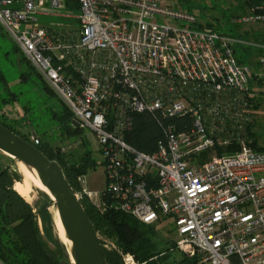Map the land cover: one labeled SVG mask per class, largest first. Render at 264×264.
<instances>
[{
    "label": "built area",
    "instance_id": "1",
    "mask_svg": "<svg viewBox=\"0 0 264 264\" xmlns=\"http://www.w3.org/2000/svg\"><path fill=\"white\" fill-rule=\"evenodd\" d=\"M65 1L0 0V25L97 141L105 186L80 175L77 195L147 225L169 219L171 250L195 264H264V151L248 132L264 50L256 68L234 51L264 42L199 27L176 0H77L79 29L41 23ZM237 21L264 24V0ZM137 114L161 130L152 152L128 140Z\"/></svg>",
    "mask_w": 264,
    "mask_h": 264
},
{
    "label": "rangeland",
    "instance_id": "2",
    "mask_svg": "<svg viewBox=\"0 0 264 264\" xmlns=\"http://www.w3.org/2000/svg\"><path fill=\"white\" fill-rule=\"evenodd\" d=\"M176 2L177 8L194 12L205 24H213L224 31L231 29V31L240 32L254 43H261L262 40L264 42V24L239 23L237 21V18L242 15L241 12L245 11L241 0H176ZM60 12L59 15H40L41 23L50 25L54 22L55 25L62 28L76 30L80 28L79 8H69L65 1V7ZM263 50L252 46L250 52H240L238 56L240 58L244 56L247 59V65L255 67L256 59L263 53ZM33 67L31 62L24 57L22 50L18 48L16 41L3 27L2 32L0 30V72L5 80L0 81V121L28 137L34 134L41 143L44 142L53 150L67 154L68 159L73 158V153L78 155L89 147L96 160L99 161L97 141L91 132L79 127L72 115L67 122L70 126L69 130L65 129L66 127L63 128L61 122L59 123L55 118L53 112L61 113L66 107L65 103ZM253 85L256 90H261L258 96L259 107L253 118L252 127L256 145L262 148L264 147V82L258 85L254 82ZM85 140L87 145L84 143ZM3 161L6 168L17 178L15 183L21 182V180L25 181L17 162L11 161L6 155L3 157ZM20 178L21 180H19ZM85 180L89 189L101 191L105 186L103 165L98 164L96 168L89 169ZM31 195L30 203L34 206L42 200L38 188L35 186L32 187ZM82 198L87 199L97 209L104 211L102 199L99 197L84 195ZM109 199H111L110 196ZM148 228L145 227V230L151 240L152 251H162L167 254V256H163L164 254L163 257L161 256V264H178L177 261L181 262L179 264H191L184 259L182 252L171 250V242H174L175 233L169 219H164ZM54 233L59 236L56 224ZM99 235L107 250H118L122 257L123 254L132 255L134 264H147V261L138 260L133 253L122 251L109 237L100 233ZM123 260L125 264V259L123 258Z\"/></svg>",
    "mask_w": 264,
    "mask_h": 264
},
{
    "label": "trees",
    "instance_id": "3",
    "mask_svg": "<svg viewBox=\"0 0 264 264\" xmlns=\"http://www.w3.org/2000/svg\"><path fill=\"white\" fill-rule=\"evenodd\" d=\"M66 2L69 8H79L77 0H66ZM241 2H243L245 8V11L241 13L244 14L247 12L251 0H241ZM198 26H209L221 33L233 36L242 37L244 35L240 32L231 31V29L230 31H224L213 26V24H205L201 21L198 23ZM2 28L0 25L1 32ZM251 50L252 46L242 44H237L234 48L235 55L242 64H247V59L243 55V58H240L238 54L240 52L248 53ZM256 67L257 63L255 62L254 68ZM2 80H5V77L0 72V81ZM262 83L263 81H260V84ZM65 106L61 113L55 111L53 115L59 123L61 122L60 124L63 125V128L66 127L65 129L69 130L70 126L67 122L71 118L72 112L66 104ZM258 107L257 99L253 102L254 116ZM135 118L136 130L128 140L143 151H154L157 146V141L162 137L159 126L149 114H137ZM1 123L28 141H31L26 134H21L13 127L3 122ZM252 124L253 120L249 124L248 132L250 138L253 139ZM31 142L50 158L56 159L61 163L67 178L76 191L80 189L77 178L80 175H86L89 169L96 168L98 165L93 151L89 147L85 149V152L78 155L73 153V158L68 159L67 154L53 150V148L44 142L38 144L33 141ZM84 143L87 145L86 140ZM252 146L255 149L264 151V147H257L255 138ZM4 156L5 154L0 153V171L4 169L3 173L0 174V257L6 264H61V260L70 262L66 246L60 240L59 236L54 233L55 222L52 212L48 208L38 210L39 203L35 206L32 205L14 188L15 179L17 178L6 168L3 161ZM38 191L41 198H49L42 190L38 189ZM102 198L107 204L111 201L107 195H103ZM81 201L98 232L112 239L122 251L133 253L138 260L147 261V264H161V256L163 254V256H167L162 251H152L151 240L147 236L145 227L148 228L153 225L144 224L134 216L110 207L109 205H107L104 211H101L87 201V199L84 200L82 198ZM173 245L174 243L171 242V248ZM104 250L109 264H124L123 257L118 250H107L106 248ZM184 259L188 260L191 264H195L186 257ZM177 262L178 264L181 263L179 261Z\"/></svg>",
    "mask_w": 264,
    "mask_h": 264
},
{
    "label": "water",
    "instance_id": "4",
    "mask_svg": "<svg viewBox=\"0 0 264 264\" xmlns=\"http://www.w3.org/2000/svg\"><path fill=\"white\" fill-rule=\"evenodd\" d=\"M0 153L13 162H22L34 170L39 177L48 197L39 202L38 210L48 208L55 220L58 213L68 245L66 246L70 262L61 260V264H109L99 232L87 213L81 198L66 176L61 163L50 158L31 141L11 130L0 122ZM4 169L0 171L2 174ZM53 207V211L50 209Z\"/></svg>",
    "mask_w": 264,
    "mask_h": 264
},
{
    "label": "bare ground",
    "instance_id": "5",
    "mask_svg": "<svg viewBox=\"0 0 264 264\" xmlns=\"http://www.w3.org/2000/svg\"><path fill=\"white\" fill-rule=\"evenodd\" d=\"M19 170L25 177V181H18L15 183L14 188L29 202L32 199V187L35 186L38 189H44L39 177L37 176L36 172L34 170L29 169L24 163L18 161L17 162ZM50 209L53 211V207H50ZM55 220H56V226L59 232V235L61 239L66 242L68 245L70 244V241L66 238L64 229L62 227L61 221L59 219L58 213H55ZM125 259V264H134L132 260L131 255H124L123 257ZM72 259H70L71 261ZM136 264V263H135Z\"/></svg>",
    "mask_w": 264,
    "mask_h": 264
},
{
    "label": "crops",
    "instance_id": "6",
    "mask_svg": "<svg viewBox=\"0 0 264 264\" xmlns=\"http://www.w3.org/2000/svg\"><path fill=\"white\" fill-rule=\"evenodd\" d=\"M93 190V189H92Z\"/></svg>",
    "mask_w": 264,
    "mask_h": 264
}]
</instances>
